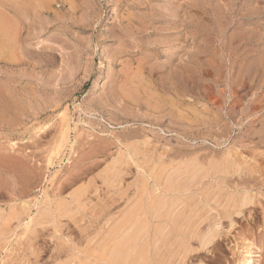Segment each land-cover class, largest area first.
<instances>
[{
  "label": "rangeland",
  "instance_id": "1",
  "mask_svg": "<svg viewBox=\"0 0 264 264\" xmlns=\"http://www.w3.org/2000/svg\"><path fill=\"white\" fill-rule=\"evenodd\" d=\"M190 161L214 172L161 253L264 264V0H0V212L25 210L0 238V264H69L77 248L95 264L141 182L164 191ZM79 187L71 212L35 223Z\"/></svg>",
  "mask_w": 264,
  "mask_h": 264
},
{
  "label": "bare ground",
  "instance_id": "2",
  "mask_svg": "<svg viewBox=\"0 0 264 264\" xmlns=\"http://www.w3.org/2000/svg\"><path fill=\"white\" fill-rule=\"evenodd\" d=\"M198 55V54H197ZM199 58V57H198ZM195 60H197V58L195 59ZM199 61V60H198ZM198 63V62H197ZM68 128V127H67ZM128 150V149H127ZM121 156V155H120ZM119 156V157H120ZM229 156V155H228ZM227 156V157H228ZM118 157V156H117ZM118 157V158H119ZM121 158V157H120ZM123 158V157H122ZM124 158H125V156H124ZM124 158L122 159V161H124ZM226 158V157H225ZM224 157L222 158V159H225ZM229 158V157H228ZM233 160V159H232ZM219 161V160H218ZM119 163V161H118V159H116L115 158V160H113V162H112V166L109 168V171L108 172H106V173H108V174H111L112 173V169H114V167L116 168V164H118ZM123 163V162H122ZM198 163V162H197ZM227 163V162H226ZM225 163V164H226ZM236 163V162H235ZM222 164V163H221ZM227 164H229V163H227ZM204 165V164H203ZM218 165H219V163H218ZM230 165H232V164H229V166ZM181 166V165H180ZM233 167V166H232ZM231 167V168H232ZM176 168V167H175ZM214 168H215V166L214 165H208L207 167H203V166H198L197 164H195V163H193V162H191L190 161V163H187V164H185L183 167H178V168H176L171 174H169L167 177H166V179H165V183H163L162 181V183L164 184V191H165V194L163 195V194H156L155 192H153V189H154V187H153V185H152V187H153V189L151 190V188H150V184L148 183V182H145L144 184L140 181V180H145L144 178L142 179V178H140V180H138L139 182L137 183V184H139L140 185V182H141V184L143 185L141 188H142V195H140V198L137 200V199H134V201H133V203L134 204H132V205H130V208H128V210L127 209H125V212H123V213H126L125 215H123V213H121L122 215V217H120L119 219H118V221L116 222V221H114V223L115 224H112L111 226L112 227H110V230H109V232L108 233H106V235H105V237L104 238H102V241L101 242H103V240H105V241H112V242H114L115 240H117L116 242H115V244L112 246V247H110V249H109V252L108 253H106V254H103L102 256H99V254L97 255L96 253H94V254H91V255H88L87 257H90V258H93L95 261V264H161V262L163 261L162 259L164 258V256H166L167 254H164V252L165 251H163V253H161L162 252V250L164 249V250H166L165 248H167V247H165V248H163L162 249V247H163V244H165L166 242H167V240L170 238V236H171V238H172V236L173 235H171L172 233H175L176 234V232H178V225H184V224H179L178 222H179V220L181 219L180 217H179V215L183 212L182 210H185V207H186V204H187V201L189 202V196H193L192 194H194V192L192 191L194 188L196 189V186H198V184H199V186H200V183L202 182V180L204 179L205 180V178L206 177H211L210 175H211V173H213L214 172ZM236 168V167H235ZM169 171H171V170H169ZM151 172V171H150ZM234 172H235V170H234ZM237 172V171H236ZM114 173V172H113ZM143 173H145V172H143ZM142 173V175H144ZM157 172H155V174H156ZM159 173V172H158ZM161 173V172H160ZM160 173H159V175H160ZM166 173V172H165ZM232 173V172H231ZM103 174H105V172H103ZM102 174V175H103ZM150 174V173H149ZM149 174H147V175H149ZM153 174V173H152ZM115 175V174H114ZM164 177L166 176V175H164V173L162 174ZM162 175H161V177H162ZM105 176V175H104ZM111 176H112V174H111ZM115 176H117V175H115ZM137 176V179H139L138 178V175H136ZM139 176H140V174H139ZM215 176H217V175H215ZM219 176V175H218ZM223 176H225V175H223ZM222 176V177H223ZM228 176V175H227ZM150 177H152V175L150 176ZM155 177H156V175H155ZM154 176H153V178H155ZM158 177V176H157ZM160 177V176H159ZM160 177V178H161ZM115 178V177H114ZM152 178V179H153ZM163 178V177H162ZM213 178V177H212ZM212 178H210V181H211V179ZM220 178H221V176H220ZM220 178H218V181L220 180ZM113 179V178H112ZM159 179V178H158ZM158 179L156 180V182L158 181ZM222 179H224V178H222ZM136 180V179H135ZM203 180V181H204ZM207 180V179H206ZM206 180H205V182H204V184L206 185V183H208V181L206 182ZM213 180V179H212ZM112 181V180H111ZM146 181H147V179H146ZM215 181V180H214ZM218 181L216 180L215 181V184L216 183H218ZM153 182V181H152ZM159 182V181H158ZM149 185H148V184ZM157 184V188H159L158 187V183H156ZM163 184H161V185H163ZM202 185H204L203 183H201ZM132 185H135V184H132ZM131 185V186H132ZM139 185H135V186H139ZM204 185V186H205ZM208 185V184H207ZM209 185H210V183H209ZM149 186V187H148ZM134 187V186H133ZM136 187V188H137ZM140 187V186H139ZM161 187V186H160ZM135 188V187H134ZM135 188V189H136ZM157 188H155V189H157ZM202 188V187H201ZM205 188V187H204ZM155 189H154V191H155ZM207 189H208V186H207ZM86 188H84V187H79L78 189H76L73 193H72V196H71V200L70 201H59V202H56V203H52V202H47V203H45L44 204V202H43V206L38 210V212H37V216L35 217V223L36 222H41V221H45V223H46V221H52V219H54L55 218V216H61V215H63L64 216V214L66 215L67 214V210H69V208H71V205L73 206V204L75 205V204H77V203H79L80 201H81V198L83 197V195L85 194V192H86ZM158 191H161V189L159 190V189H157ZM157 190H156V192H157ZM201 189H199V191H200ZM164 191H161V192H164ZM191 191H192V194H191ZM198 191V188L196 189V191H195V193ZM198 191V192H199ZM202 191H203V189H202ZM201 192V191H200ZM200 192H199V194H200ZM204 192V191H203ZM203 192H201V194L203 193ZM210 193V192H209ZM44 194H45V192H44ZM157 195V196H155V195ZM208 194V192L206 193V195ZM46 195V194H45ZM137 195V194H136ZM160 195V196H159ZM196 194H194V196H195ZM48 196V195H47ZM246 196V195H245ZM66 197V196H65ZM86 196H84L83 198H85ZM198 197V196H197ZM204 197V196H203ZM221 197V196H220ZM227 197H229V196H227ZM232 197V196H231ZM235 197V196H234ZM67 198V197H66ZM82 198V199H83ZM137 198V197H136ZM202 198V197H201ZM200 198V199H201ZM208 198V197H207ZM51 199V198H50ZM193 199V198H192ZM222 200H221V202H223V198H221ZM228 199V198H227ZM230 199V198H229ZM232 200L234 199V198H231ZM230 199V200H231ZM48 200V199H47ZM54 200V199H53ZM216 200V199H215ZM220 200V199H219ZM229 200V201H230ZM84 201H86V200H84ZM207 201H209V200H207ZM234 201H235V199H234ZM193 202V201H192ZM194 202H195V200H194ZM202 202H204V199L202 200ZM201 202V203H202ZM205 202H206V200H205ZM204 202V203H205ZM215 202V201H214ZM220 202V203H221ZM224 202H226V201H224ZM251 202V201H250ZM27 203V202H26ZM83 203V202H82ZM81 203V204H82ZM197 203H198V201H197ZM197 203H195V204H197ZM200 203V202H199ZM198 203V204H199ZM200 203V204H201ZM207 203V202H206ZM205 203V204H206ZM217 203H219V202H217ZM30 204V203H29ZM229 204V203H228ZM234 204V203H233ZM236 204V203H235ZM252 204V203H251ZM128 205V206H129ZM202 205H204V204H201V206ZM222 205V207H223V203L221 204ZM225 205H226V203H225ZM229 205H231V203L229 204ZM245 205V204H244ZM28 206V205H27ZM127 206V207H128ZM187 206L189 207V205L187 204ZM193 206V205H192ZM199 206L200 205H198L197 207L199 208ZM206 206V205H205ZM204 206V207H205ZM228 205H226V208H228V207H230V206H228ZM232 206V205H231ZM8 207V206H7ZM15 207V206H14ZM14 207H12V206H10V208L7 210H5L4 211V209H3V211L4 212H0V238L1 237H3L4 236V238H5V235L6 234H9V233H11L12 235L14 234L13 232H14V230H15V228L17 227V226H19L20 224H19V220H20V217H21V215H22V212L24 211L25 212V210H23L22 212L21 211H19V212H17V210L14 208ZM24 207V206H23ZM39 207V206H38ZM75 207V206H74ZM77 207V206H76ZM195 207H196V205L194 206V208H193V210H195ZM196 207V208H197ZM190 208V207H189ZM188 208V209H189ZM192 208V207H191ZM191 208H190V210H191ZM231 208V207H230ZM2 209V208H1ZM26 209V208H25ZM75 211H76V208H73ZM72 209V210H73ZM223 209H224V207H223ZM232 209V208H231ZM230 209V210H231ZM244 209V208H243ZM201 210V209H200ZM1 211V210H0ZM127 211V212H126ZM182 211V212H181ZM198 211H199V209H198ZM235 211V210H234ZM238 211V210H237ZM236 211V212H237ZM239 211H241L240 209H239ZM66 212V213H65ZM69 212H71V210H69ZM68 212V213H69ZM192 212V211H191ZM191 212H189V213H191ZM235 212V213H236ZM138 213H139V215H138ZM184 213V212H183ZM196 213H197V209H196ZM201 213V212H200ZM232 213H234V212H232ZM235 213H234V215H235ZM35 214H36V212H35ZM34 214V215H35ZM192 214V213H191ZM231 214V213H230ZM229 214V215H230ZM239 214V213H238ZM237 214V215H238ZM182 215V214H181ZM187 215V214H186ZM188 215H190V214H188ZM194 215V214H193ZM198 214H196V216H197ZM201 215V214H200ZM202 215H203V212H202ZM202 215L200 216V217H202ZM233 215V214H232ZM241 215V214H240ZM29 216V215H28ZM62 216V217H63ZM231 216V215H230ZM236 216V215H235ZM24 217V216H23ZM26 217V216H25ZM184 217V216H183ZM198 217V216H197ZM30 218V217H29ZM34 218V217H33ZM180 218V219H179ZM187 218H188V216H187ZM186 218V219H187ZM190 218H191V216H190ZM226 218V217H225ZM60 218H58L56 221H58ZM199 219V218H198ZM198 219H197V221H198ZM200 219H203V218H200ZM27 220H29V219H27ZM185 220V219H184ZM184 220H181L182 221V223H183V221ZM190 220V219H189ZM192 220V219H191ZM195 220V219H194ZM194 220H193V223H194ZM12 221H14V222H16L17 223V225H13L12 223V225H13V229H11V227H10V231H8V230H6L5 228H6V226L9 224V222H12ZM54 221V220H53ZM196 221V220H195ZM196 221V222H197ZM200 221V220H199ZM55 222V221H54ZM184 222H186V220L184 221ZM190 222V221H189ZM202 222H203V220H202ZM23 223H25V222H23ZM44 223V222H43ZM56 223V222H55ZM214 223V222H213ZM33 225L34 223H30V225ZM51 224V223H50ZM50 224H48V225H50ZM189 224V223H188ZM194 224H196V223H194ZM11 225V226H12ZM22 225V224H21ZM55 225V224H54ZM186 225V224H185ZM184 225V226H185ZM192 225V224H191ZM201 224H199V226H200ZM213 225V224H212ZM212 225L210 226L211 228H212ZM215 225V224H214ZM51 226V225H50ZM181 226H180V229H181V231H182V228H181ZM196 226V225H195ZM198 226V225H197ZM198 226V227H199ZM209 226V225H208ZM207 226V227H208ZM9 227V226H8ZM7 227V229H9ZM31 227V226H30ZM34 227H35V225H34ZM53 227V226H52ZM55 227V226H54ZM54 227H53V229H54ZM106 227V226H105ZM197 227V228H198ZM217 227V226H216ZM216 227H213L212 229H210V228H208V229H210V231H214V230H216V229H218V228H216ZM107 228V227H106ZM196 228V227H195ZM195 228H194V231L196 232V230H195ZM214 228H216V229H214ZM18 229V228H17ZM29 229V228H28ZM56 229V228H55ZM199 229H201V228H199ZM205 230H207V231H209L208 229H206V228H204ZM184 230L186 231V229L184 228ZM202 230V229H201ZM200 230V231H201ZM30 231V230H29ZM54 231V230H53ZM56 231V230H55ZM98 231H101V230H98ZM104 231V230H103ZM185 231H183V235H186V234H184L185 233ZM189 231V230H188ZM192 231V230H191ZM217 231V230H216ZM180 232V231H179ZM178 232V233H179ZM198 232V231H197ZM203 232V231H202ZM201 232V233H202ZM215 232V231H214ZM214 232H209V234L207 235L206 233H204L203 232V234L205 235V236H207V237H205L204 238V235H203V242H201V243H203V245H204V247H205V245L207 246V245H209L210 246V244H207V243H209V241L211 240V237H215L214 235L212 236V234L214 233ZM58 233V232H57ZM100 233V232H99ZM103 233V232H102ZM200 233V234H201ZM215 233H217V232H215ZM168 234H170L169 235V238L168 239H166L167 238V235ZM181 234V236H182V233H180ZM188 234V233H187ZM198 235L197 236H199V233H197ZM10 235V234H9ZM53 235H55V234H53ZM97 235V234H96ZM102 235V234H101ZM177 236H179L178 234H176ZM191 235H193L194 236V233L193 234H191ZM57 236V235H56ZM58 236H59V234H58ZM57 236V237H58ZM96 237V236H95ZM174 237H175V235H174ZM188 237H189V235H188ZM192 237V236H191ZM190 237V238H191ZM195 237H196V235H195ZM194 237V238H195ZM201 238H202V236H200ZM199 237V238H200ZM6 238H8V237H6ZM5 238V239H6ZM54 238H56L55 236H54ZM53 238V239H54ZM178 240H181L180 239V236L179 237H176ZM181 238H183V237H181ZM201 238H200V240H201ZM216 238V237H215ZM58 239V238H57ZM99 239V238H98ZM165 239H166V242H165ZM186 239V238H185ZM192 239V238H191ZM196 239V238H195ZM1 240V239H0ZM55 240V239H54ZM60 240V239H59ZM170 240V239H169ZM169 240H168V242H169ZM173 241H174V239H172ZM176 240V239H175ZM213 240H215V239H213ZM56 241H58V240H56ZM92 241V240H91ZM95 241H97V240H95ZM185 241V240H184ZM183 241V242H184ZM187 241V240H186ZM189 241V240H188ZM1 242V241H0ZM3 242V241H2ZM1 242V243H2ZM64 242V241H63ZM165 242V243H164ZM167 242V243H168ZM182 241H180V244H182L183 243ZM56 243H59V242H56ZM166 243V244H167ZM185 243V242H184ZM197 243H199L198 241H197ZM199 244V249H200V246H202V244ZM3 245H4V243H2ZM69 244V243H68ZM94 244V243H93ZM170 244H173L172 242H170ZM174 244H175V242H174ZM177 244H179V241H178V243ZM179 244V245H180ZM187 244H189L190 245V243H186V245ZM168 245H169V243H168ZM186 245L182 248L181 247V250L183 249V250H185L186 248ZM189 245H188V247H189ZM65 246V245H64ZM72 246V245H71ZM98 246V245H97ZM96 246V247H97ZM165 246V245H164ZM208 246V247H209ZM0 247H2V246H0ZM66 247V246H65ZM74 247V246H73ZM169 247H172V245L171 246H169ZM169 247H168V249H167V251H169ZM107 248V246H103L102 247V249L103 250H105ZM203 248V247H202ZM63 249V248H62ZM89 249V248H88ZM204 249V248H203ZM207 249V248H206ZM205 249V250H206ZM66 250H67V248H66ZM65 250V251H66ZM73 250V249H72ZM202 250V249H201ZM71 251V250H70ZM74 251V250H73ZM76 251V250H75ZM173 251V250H172ZM171 251V252H172ZM249 251V250H248ZM67 252H69V250L67 251ZM171 252H169L170 253V255H175V254H171ZM174 252V251H173ZM184 252V251H183ZM186 252V251H185ZM70 253H72V251L71 252H69V254ZM75 253V252H74ZM81 253V255H82V252L81 251H78V248H77V253H75V255H73L72 257H71V259H72V261L74 262V263H77V264H87L86 263V261L85 260H81L80 259V261H79V256H81V255H79ZM166 253V252H165ZM168 253V254H169ZM175 253V252H174ZM68 254V253H67ZM77 254V255H76ZM161 254H163L162 256H163V258H161L162 256H161ZM246 254H248L247 252H246ZM245 254V255H246ZM252 254V253H251ZM72 255V254H71ZM83 256V255H82ZM82 256L80 257V258H82ZM69 257V256H68ZM168 257H170L171 258V256H168ZM89 258V259H90ZM173 258H174V256H173ZM165 259V258H164ZM169 260V262H170V259L169 258H167V256H166V259H165V261L166 260ZM88 260V259H87ZM168 260H167V262H168ZM176 260V259H175ZM248 260V259H247ZM251 260V259H250ZM72 261L70 260V261H68V262H71L72 263ZM78 261V262H77ZM171 261H172V263L174 262L173 261V259H171ZM252 261V260H251ZM254 261V260H253ZM252 261V262H253ZM65 262H66V260H65ZM101 262V263H100ZM164 262V261H163ZM248 262V261H247ZM71 263H69V264H71ZM171 262H170V264H172ZM251 262H249V264H250ZM164 264H165V262H164ZM166 264H168V263H166ZM243 264H245V263H243ZM252 264V263H251Z\"/></svg>",
  "mask_w": 264,
  "mask_h": 264
}]
</instances>
